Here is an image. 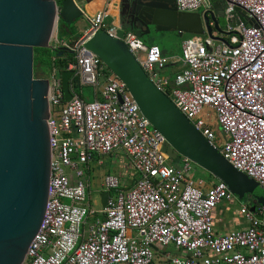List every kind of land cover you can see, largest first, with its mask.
Returning <instances> with one entry per match:
<instances>
[{
  "label": "built area",
  "instance_id": "built-area-1",
  "mask_svg": "<svg viewBox=\"0 0 264 264\" xmlns=\"http://www.w3.org/2000/svg\"><path fill=\"white\" fill-rule=\"evenodd\" d=\"M174 3L182 12L213 8L212 0ZM120 4L107 0L94 14L84 13L89 25L72 41L52 37L53 47L72 50L69 82L76 76L80 86L99 87L101 98L85 100L71 88L65 100L56 70L48 79V196L41 224L19 264H152L156 247L165 250L168 264H264V208L251 211L238 202V214L247 224L215 233L212 210L233 195L220 180L207 189L201 178L196 185L187 175L188 158L181 156L179 164L169 161L162 151L164 136L141 113L125 83L84 45L98 29L121 39L222 156L264 188V0H226L224 31L212 28L210 35L184 39L176 57L182 68L172 87L160 73L172 58L114 22ZM204 107L215 112L219 139L201 115ZM118 150L138 177L122 188L117 174L106 173L100 190L108 192L106 204L95 210L85 204L89 163L95 155ZM97 212L101 215L82 227Z\"/></svg>",
  "mask_w": 264,
  "mask_h": 264
},
{
  "label": "water",
  "instance_id": "water-1",
  "mask_svg": "<svg viewBox=\"0 0 264 264\" xmlns=\"http://www.w3.org/2000/svg\"><path fill=\"white\" fill-rule=\"evenodd\" d=\"M218 1L219 8L213 5L208 12H182L176 10L174 0H160L139 34L148 32V25L155 30H177L182 40L210 35L212 28L224 31L226 0ZM80 15L85 16L75 0H0V264L23 260L43 219L48 196L49 82L33 76V48L72 53L66 46L53 47L51 40L59 23L68 29ZM84 45L125 83L141 113L164 136L166 156L188 158L222 181L251 211L264 208V188L222 156L148 77L121 39L98 29ZM71 75L70 69L60 74L65 100L72 95ZM107 197L106 191L100 192L101 206Z\"/></svg>",
  "mask_w": 264,
  "mask_h": 264
},
{
  "label": "rangeland",
  "instance_id": "rangeland-1",
  "mask_svg": "<svg viewBox=\"0 0 264 264\" xmlns=\"http://www.w3.org/2000/svg\"><path fill=\"white\" fill-rule=\"evenodd\" d=\"M98 2L99 0H92L91 6H93L95 9L98 6ZM85 7L87 8V4L85 5ZM112 9L115 11V6L112 7ZM112 9H111V12H114ZM201 11L202 9L195 10V12H201ZM88 25L89 23L87 19L85 18V16L80 15L70 24V29H72V32L74 35H79L85 31ZM59 26H60L59 28H61V25ZM128 29H130L129 25L123 21V30H128ZM138 36L144 45H150V44L158 45L161 51L165 52L172 58V61H175L176 57L178 58L181 55L182 39H181V34L177 30H173V29L155 30V28H151L149 29L148 32L142 35L139 34ZM35 60L37 61V63L34 66V71H33L34 77L41 76L42 78L51 79L52 72L56 69H53L52 67L49 53L41 52L38 56L35 53ZM175 67L176 65L174 66V68ZM56 73L58 74L57 71ZM81 89H83L86 98H89V99L92 98V97L90 98L89 96L94 92L93 86L83 85ZM201 115L205 118L206 123L210 126L212 131L215 133L216 138L219 139L221 135L219 132V128H218L219 125H218L215 112L213 111V109L209 107H204L203 110L201 111ZM224 139H225V136H222V140ZM100 157H101L100 159H102L101 164L94 162L90 165L89 187L86 190L87 192H86V198H85V204H88L91 208L95 210H98L101 206L99 194H100V190L102 189L101 184L103 181L104 174L108 170H112V172L119 175L122 182L126 183V181H128V176H129L127 171H129V173L133 172L132 167L130 163L128 162V159L122 150H118L116 154L114 155H102ZM124 164H127V165H124ZM112 167L113 169H111ZM187 175L190 178H193L196 185H197L196 181L200 178L201 179L203 178L206 180L212 178L209 172L197 166L192 161H191V170L187 172ZM137 177H138V174L133 173V178L136 179ZM126 184L123 185V188H126L127 186ZM232 197H233L232 200H229L226 202L231 203L233 205L232 206L233 210H236L238 207L239 200L236 198V196H232ZM243 200H245V198ZM90 220L91 219L88 218L86 220V223L82 224V227L87 228ZM153 264H168V262L162 261L160 259V256L156 255V259L154 258Z\"/></svg>",
  "mask_w": 264,
  "mask_h": 264
},
{
  "label": "crops",
  "instance_id": "crops-1",
  "mask_svg": "<svg viewBox=\"0 0 264 264\" xmlns=\"http://www.w3.org/2000/svg\"><path fill=\"white\" fill-rule=\"evenodd\" d=\"M76 3L82 8V10L84 11V13L88 14V15H92L94 14L95 12H97L98 10H100L101 8H103L106 4V1L107 0H99L98 2V6L94 9L93 6H91V1L92 0H75ZM216 1L218 0H212V3L213 5H215L217 8H219V1L218 3H216ZM87 4V8L85 7V5ZM86 8V9H85ZM92 9V11H91ZM114 22L116 23H119V17H118V14L113 18ZM123 26V24H122ZM66 27V26H65ZM64 25L63 27L59 28L57 26V29L55 30V33L53 35V41L54 40H68V41H72L73 37L75 36L72 32V29H70V27L67 29L65 28ZM225 25L223 26V29H224ZM214 29V28H213ZM131 30V29H130ZM136 30V29H135ZM138 31V30H137ZM81 34H79L80 36ZM183 41V40H182ZM163 53V51H162ZM167 56H169L168 54L166 53H163ZM170 57V56H169ZM70 63V62H69ZM68 63V64H69ZM176 65V67L174 68V66ZM178 65V66H177ZM182 68V65L179 61H170L168 62L164 68L160 71L162 75L166 76L167 79L169 80V86L172 87L173 85V82H172V78L174 76V74L176 72H178L180 69ZM67 69V67H66ZM82 86H80V89L78 91V95L80 97H82L83 99L85 100H92L93 98H101V94H100V90H98L99 87H97V89L94 90V92L89 96L91 99L89 98H86L85 97V94H84V91L83 89H81ZM69 88H70V91H71V82H69ZM73 90V88H72ZM74 91V90H73ZM75 92V91H74ZM72 93V92H71ZM76 93V92H75ZM116 154V152L114 153H111V154H101V155H95L94 159L89 163V169H88V173L90 171V165L94 162L98 163V159L101 158L100 156L102 155H114ZM181 158V157H180ZM102 160V159H101ZM172 159L169 158V161H171ZM129 162V160H128ZM101 164V163H100ZM124 165H127V164H124ZM127 168V166H126ZM113 169V167L111 168ZM133 171V169H132ZM108 172H112V170H108L106 173ZM128 172V181L125 182H122L121 178L119 177L120 181H121V186L123 188V185H127L126 188H128L130 186V184L132 183V180H134L133 178V173H135L134 171L132 173H129ZM105 173V174H106ZM114 173V172H113ZM125 173V172H124ZM104 174V175H105ZM116 174V173H115ZM189 177V176H188ZM193 179V178H192ZM203 179V178H202ZM204 180V186H203V189H207L208 187H210L213 183L216 182V180L214 178H210V179H203ZM102 186V184H101ZM104 191V190H103ZM102 192V191H101ZM107 192V191H106ZM108 193V192H107ZM100 195V194H99ZM232 204L231 203H228L226 201H223L221 203H219L213 210H212V218H213V228H214V231L215 233L217 234H220V233H224V232H227L228 230L232 229V228H239V227H244L247 222L244 220V218L238 214V211L237 209L236 210H233L232 208ZM101 208V206H100ZM99 208V209H100ZM238 208V207H237ZM101 215V213L97 212L95 213V216H91L89 215L88 218H90L92 221L94 218H98L99 216ZM164 249L162 248H159V247H156L155 248V259H156V255H159L160 256V259L162 261H164L163 259V253H164ZM154 263V261H153ZM152 263V264H153Z\"/></svg>",
  "mask_w": 264,
  "mask_h": 264
},
{
  "label": "flooded vegetation",
  "instance_id": "flooded-vegetation-1",
  "mask_svg": "<svg viewBox=\"0 0 264 264\" xmlns=\"http://www.w3.org/2000/svg\"><path fill=\"white\" fill-rule=\"evenodd\" d=\"M157 2H160V0H123L119 7V21L121 24H123V21L126 22L129 27L139 32L145 30L144 23L152 17V12L155 9L154 3ZM148 27L149 29L154 28L153 25H148Z\"/></svg>",
  "mask_w": 264,
  "mask_h": 264
},
{
  "label": "trees",
  "instance_id": "trees-1",
  "mask_svg": "<svg viewBox=\"0 0 264 264\" xmlns=\"http://www.w3.org/2000/svg\"><path fill=\"white\" fill-rule=\"evenodd\" d=\"M59 25H60V23L58 24V27H60ZM130 29L133 32H135L136 34L139 35V31H137V30H135L134 28H131V27H130ZM78 36L79 35H75L72 40H74ZM41 52L42 53H49V55H50V61L52 63V67H53V69H56V71L58 72V75H60L61 72L66 69V67H67V65H68L69 62H73L74 61L73 53H69L67 51H63L62 54H58V51L57 50L54 51L51 48L34 47L33 48V71H34V66L37 63V61H36L37 59L35 60V53L38 56ZM163 53H165V52H163ZM37 77L42 78L41 76H37ZM70 82H71V85H72L73 90L76 93H78V91L80 89V85L78 84V78L76 76H73V77H71ZM180 157L181 156H177L175 159H172L171 162L173 164H179L180 163ZM210 176L212 178H214L211 174H210ZM214 179L217 181L216 178H214Z\"/></svg>",
  "mask_w": 264,
  "mask_h": 264
}]
</instances>
